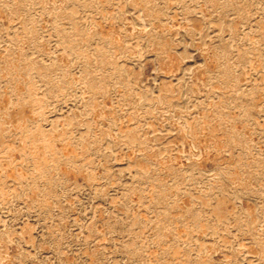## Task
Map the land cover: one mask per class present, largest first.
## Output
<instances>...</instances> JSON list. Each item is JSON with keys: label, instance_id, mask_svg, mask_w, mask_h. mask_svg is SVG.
<instances>
[{"label": "rangeland", "instance_id": "rangeland-1", "mask_svg": "<svg viewBox=\"0 0 264 264\" xmlns=\"http://www.w3.org/2000/svg\"><path fill=\"white\" fill-rule=\"evenodd\" d=\"M0 264H264V0H0Z\"/></svg>", "mask_w": 264, "mask_h": 264}]
</instances>
